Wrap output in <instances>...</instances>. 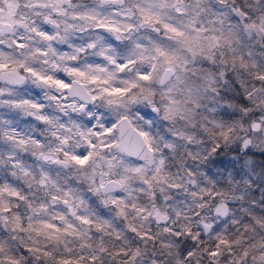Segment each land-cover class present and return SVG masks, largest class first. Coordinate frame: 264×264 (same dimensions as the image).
<instances>
[{
	"label": "snow or ice",
	"instance_id": "snow-or-ice-1",
	"mask_svg": "<svg viewBox=\"0 0 264 264\" xmlns=\"http://www.w3.org/2000/svg\"><path fill=\"white\" fill-rule=\"evenodd\" d=\"M0 82V264H264V0H0Z\"/></svg>",
	"mask_w": 264,
	"mask_h": 264
},
{
	"label": "rangeland",
	"instance_id": "rangeland-1",
	"mask_svg": "<svg viewBox=\"0 0 264 264\" xmlns=\"http://www.w3.org/2000/svg\"><path fill=\"white\" fill-rule=\"evenodd\" d=\"M34 90H35L34 88L31 89V94L33 96H35L34 92H33ZM2 98L3 97H0V99H2ZM140 111H141V114L144 115L146 118H152L154 115L150 109H145V108L141 107ZM5 113L8 114V118H13L15 116V114L9 112L8 109L0 108V114H5ZM20 123L23 126V125H26L28 123H37V122L32 120V118H30V117H26V118L22 119L20 121ZM262 159H264V157H262ZM231 168H232V160H231L230 155H227V156L222 155V156L216 158L214 164L210 166V174H214L217 171V169L226 170V169H231Z\"/></svg>",
	"mask_w": 264,
	"mask_h": 264
},
{
	"label": "flooded vegetation",
	"instance_id": "flooded-vegetation-1",
	"mask_svg": "<svg viewBox=\"0 0 264 264\" xmlns=\"http://www.w3.org/2000/svg\"><path fill=\"white\" fill-rule=\"evenodd\" d=\"M62 50H67V48L65 47V46H59ZM62 75V74H61ZM65 79H67V78H65ZM0 84L2 85V82H0ZM34 95H36L38 92H39V90L38 89H35L34 91Z\"/></svg>",
	"mask_w": 264,
	"mask_h": 264
}]
</instances>
